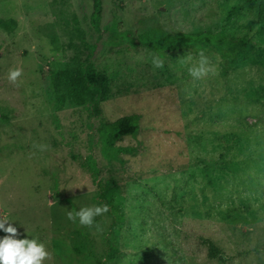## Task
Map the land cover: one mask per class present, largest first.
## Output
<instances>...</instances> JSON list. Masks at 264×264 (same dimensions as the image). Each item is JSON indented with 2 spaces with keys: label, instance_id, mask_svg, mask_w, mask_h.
Instances as JSON below:
<instances>
[{
  "label": "rangeland",
  "instance_id": "374dc122",
  "mask_svg": "<svg viewBox=\"0 0 264 264\" xmlns=\"http://www.w3.org/2000/svg\"><path fill=\"white\" fill-rule=\"evenodd\" d=\"M259 1L101 0L97 33L92 0H0V216L17 227L18 238L44 243V264H264ZM73 17L92 50L72 30ZM156 25L169 33L224 28L256 48L229 60L225 77L219 55L207 52L212 70L193 80L188 68L198 54L178 49L160 57L132 45L137 32ZM85 63L106 79V97L96 106L88 95L75 96ZM12 68L22 70L15 83L7 79ZM130 114L139 116L141 130L117 145L144 150L109 159L95 128ZM88 155L99 169L96 180ZM112 168L132 175L114 198L124 223L112 226L108 211L93 226L69 221L68 210L104 205L96 181ZM111 232L118 252L108 259Z\"/></svg>",
  "mask_w": 264,
  "mask_h": 264
},
{
  "label": "trees",
  "instance_id": "16d2710c",
  "mask_svg": "<svg viewBox=\"0 0 264 264\" xmlns=\"http://www.w3.org/2000/svg\"><path fill=\"white\" fill-rule=\"evenodd\" d=\"M251 4H255L256 0H250ZM101 0H92V11L90 14V25L97 33L101 32ZM257 21L264 27V0H260L257 4ZM72 30L75 32L81 43L92 50L95 45L87 44L83 36V30L80 27L76 17L68 19ZM114 27V24H112ZM124 35V34H123ZM126 38V36H123ZM128 38V37H127ZM132 45H142L155 52L158 56L163 57L167 50L188 49L193 53L206 54L209 51L217 53L220 61V75L225 77L228 71V62L236 58L241 51L250 52L256 48L255 43L246 36H229L224 28L218 31H206L197 33L173 32L169 33L159 26H148L140 30L136 34V39ZM106 79L96 72L91 64L85 63L79 66V71L74 78L73 86L75 87V96L79 99L88 95L91 97L92 105L96 106L98 100L106 97ZM59 96V95H58ZM59 105L62 99L57 97ZM5 122V120H4ZM97 134V142L104 156L114 158L120 153L135 156L144 150L142 146H122L117 142L124 137H134L140 130L139 116L137 114L123 115L114 121L100 120L95 128ZM88 168L93 175V179L98 177L99 169L92 155H88L85 159ZM132 179V175L122 168H112L104 179L96 181L97 198L108 206V213L112 216V226L122 224L125 221L124 213L119 204L114 201L115 195L121 193L122 186ZM54 191L57 190V182L54 184ZM209 255L217 256V250L208 242ZM118 252L117 242L114 234L110 233V239L107 243L106 257L113 259Z\"/></svg>",
  "mask_w": 264,
  "mask_h": 264
},
{
  "label": "clouds",
  "instance_id": "9594fccd",
  "mask_svg": "<svg viewBox=\"0 0 264 264\" xmlns=\"http://www.w3.org/2000/svg\"><path fill=\"white\" fill-rule=\"evenodd\" d=\"M198 61L188 68L189 75L193 80H200L208 75L212 70L209 64L208 57L201 51L198 53ZM189 59H191L189 57ZM153 63L156 67L161 66V61L158 58H153ZM20 68H12L7 72V79L11 83H15L17 78L21 76ZM108 211V206L93 205L79 207L75 211L68 210L66 213L69 221L78 222L81 226H93L94 218ZM0 231L6 235L0 237V264H44L49 253L43 242L38 238H18L20 233L17 227L7 216H0Z\"/></svg>",
  "mask_w": 264,
  "mask_h": 264
}]
</instances>
